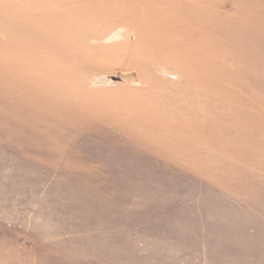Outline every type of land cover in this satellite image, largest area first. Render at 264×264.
Masks as SVG:
<instances>
[{
  "label": "rangeland",
  "instance_id": "374dc122",
  "mask_svg": "<svg viewBox=\"0 0 264 264\" xmlns=\"http://www.w3.org/2000/svg\"><path fill=\"white\" fill-rule=\"evenodd\" d=\"M0 264H264V0H0Z\"/></svg>",
  "mask_w": 264,
  "mask_h": 264
},
{
  "label": "crops",
  "instance_id": "0c3cea01",
  "mask_svg": "<svg viewBox=\"0 0 264 264\" xmlns=\"http://www.w3.org/2000/svg\"><path fill=\"white\" fill-rule=\"evenodd\" d=\"M119 26V25H118Z\"/></svg>",
  "mask_w": 264,
  "mask_h": 264
}]
</instances>
